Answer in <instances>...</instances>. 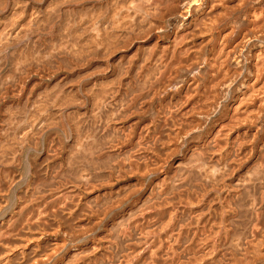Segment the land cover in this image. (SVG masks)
Instances as JSON below:
<instances>
[{"label":"bare ground","instance_id":"bare-ground-1","mask_svg":"<svg viewBox=\"0 0 264 264\" xmlns=\"http://www.w3.org/2000/svg\"><path fill=\"white\" fill-rule=\"evenodd\" d=\"M5 66L0 264H264V163L230 174L264 160V0H0Z\"/></svg>","mask_w":264,"mask_h":264},{"label":"rangeland","instance_id":"rangeland-1","mask_svg":"<svg viewBox=\"0 0 264 264\" xmlns=\"http://www.w3.org/2000/svg\"><path fill=\"white\" fill-rule=\"evenodd\" d=\"M256 45H257V44H256ZM255 47H258V46H255ZM6 67H7V69H8V66H5V67L2 68V70H0V71H1L0 74H1V75H4V76H2L3 78H4L5 76L9 77V73H8V70L6 69ZM5 69H6L7 72L5 71ZM77 70H78V69H76L75 71H77ZM75 71H74V72H75ZM4 72H6V73L4 74ZM7 73H8V74H7ZM246 73H247V72H245L244 75H245V77H248ZM18 74H20V72L17 70L16 73H15V76L18 75ZM86 74H87V73H85V74L83 75V73H82V76H84L83 78H82L81 76H80V77L78 76L79 78H77L76 75H75V77L72 78L71 81H72L73 84H75V88H74V90L71 92L72 94L69 92V96L66 97V98H69V99H71V97H72V99H73V97H74L75 95L77 96V97H74V99H75V101H77V102H76V105H77L78 107L75 105L74 108L77 107V108L79 109V111H81V113H82L83 111H85V109H86L85 107L87 106L86 100H85V99H82V96H83V94H84L83 92H86V91L82 90L83 92L81 91V94H79V93H80L79 90H81V88L78 87V86H79L80 82H81V83L84 82L83 80H85V75H86ZM1 75H0V79L2 78ZM18 76L20 77V75H18ZM18 76H16V77H18ZM60 76H61V77H60ZM65 76H66V75H65L64 73L59 72V77H60V78L63 79V78H65ZM7 77H5V78H6L5 80L8 81L7 84H8V86H9V80L7 79ZM3 78H2L1 80H4ZM81 79H82V80H81ZM19 80H20V78H19V79L16 78V81H19ZM63 80H64V79H63ZM71 81H70V82H71ZM75 81H76V82H75ZM79 81H80V82H79ZM74 82H75V83H74ZM117 82H119V81L116 80V81L114 82V83H116L115 86H116V85H117V86H121V85H118L119 83H117ZM61 83H63V81H61ZM78 83H79V84H78ZM114 83H113V85H114ZM76 84H77L78 86H77ZM67 85H68V84H67ZM122 86L126 87L127 84H126V85L123 84ZM77 87H78L79 89H78ZM124 87H123V88H124ZM51 89H52V91H50ZM51 89H50L48 92H53V91L55 92V91H57V90H56L57 88H51ZM53 89H55V90H53ZM64 89H66V88H64ZM76 89H77V91H75ZM1 90H2V89H1ZM1 90H0V92H2ZM201 91H203V90H201ZM201 91H200V92H201ZM32 92H38V89H34ZM191 92H192V91H191ZM193 92H194V91H193ZM195 92H197V91H195ZM73 93H75V95H74ZM70 95H71V96H70ZM73 95H74V96H73ZM79 97H80L82 100H78ZM74 99H73V101H74ZM82 101H83V102H82ZM78 102H79V103H78ZM80 102H81V104H80ZM79 104H80V105H79ZM82 104H83V105H82ZM84 105H85V106H84ZM156 105H157V104H156ZM79 106H80V107H79ZM82 107H83V108H82ZM80 109H82V110H80ZM83 113H84V112H83ZM62 117H63V116H62ZM62 117H60V118L58 117V118H57V122H56V120H55V124H56L55 126H56L59 130H60V128H63V127H64V126L61 127V125H63V124H61L62 121H64L63 123L69 121V119H70L69 123H71V121H72L71 118H68V119L66 120L65 117H63V119H62ZM58 119H61V120H58ZM58 122H59V124H57ZM60 124H61V125H60ZM64 125H65V124H64ZM58 126H59L60 128H59ZM116 126H118V125H116ZM0 133H1V132H0ZM61 135H62V136H61L62 139L64 140V138L66 137L65 134L61 133ZM41 137H42V138H41ZM41 137L37 138V143H36L38 146L40 145L41 147H40V146L38 147L36 144H35V146H34L33 144H30V146H31V147H30V150H31V151L29 150V152L31 153V154H30L31 156H30V155H29V156H30L31 158H29V157H23L21 160H19L20 162H19V161H17L18 163L16 162V163H17V164H16L17 167H16V166H8V167H7V169H9V170L12 169L13 171H16V172H17V173H16V174H17V178H20L19 181L15 182V184H13V185L10 187L9 193H11V194H9V196H11V198L9 197V203L17 202L19 198H21V197L24 196V191H23V190H25V188H27L29 184H30V185L32 184V182H33L32 180H34V179L31 180V178H33L34 176H33V173H32L31 170H32V167H33L32 165H34L33 162L36 161V158H37L36 155H37L41 150L46 149L47 147H52V146H54L55 143H56L55 145H57V139H56L54 133H49L48 136H44V137L41 136ZM50 138H51V139H50ZM53 138H54V139H53ZM41 139H42V140H41ZM65 139H66V138H65ZM67 139H68V138H67ZM40 141H41V142H40ZM49 141H51L52 143H49ZM54 141H56V142H54ZM65 141H67V140H65ZM38 142H39L40 144H39ZM53 143H54V144H53ZM37 147H38L39 149H38ZM42 147H43V148H42ZM31 148H32V149H31ZM34 148H35V149H34ZM32 150H34V151L32 152ZM38 151H39V152H38ZM261 157H262V156H261ZM28 158H29V159H28ZM256 158H258V159L256 160ZM24 159H25V160H24ZM254 160H255V161H254ZM261 160H262V162H261ZM23 161H24V162H23ZM29 161H30V163L33 161L32 164L28 163ZM231 161H232V160H231ZM256 161H258V162H260V163H264L263 157H262L261 159H259V156H252V157L249 159L248 163L242 164V165H240L239 167L237 166L236 168H238V169H235V168H234V172L231 171L232 173L230 172V174L233 175V176H237L238 173H240V172L242 173L243 171H245L246 168H248V167H245L246 165H247V166H249V165L251 166V165H253L254 163H256ZM22 162H23V164H22ZM19 163H20V165H19ZM229 163L231 164V163H233V162H230V161H229ZM27 164H28V165H27ZM29 165H30V166H29ZM262 165H263V164H262ZM18 166H19V167H18ZM27 166H28V167H27ZM20 167H21L22 169H21ZM24 167H25V168H24ZM13 168H15L16 170H14ZM29 168H30V169H29ZM0 169H1V167H0ZM7 169H6V167L3 168V170H7ZM17 169H18V170H17ZM25 169H27V170H25ZM241 169H242V170H241ZM24 170H25V171H24ZM18 171H19V172H18ZM23 171H24V173H25V175H23L24 177L22 176V174H24ZM31 174H32V175H31ZM39 174H41V173H39ZM230 174H229V176H230ZM235 174H236V175H235ZM20 175H21V176H20ZM30 175H31V176H30ZM29 177H31V178L29 179ZM26 179H27V180L29 179L28 182H26V181H27ZM23 180H24V181H23ZM29 181H30V182H29ZM28 183H29V184H28ZM21 184H22V185H21ZM27 184H28V185H27ZM18 185H19V186H18ZM25 186H26V187H25ZM12 188H13L15 191H14ZM19 188H20V189H19ZM11 189H12L13 191H12ZM12 192H14V195H12ZM21 193H22V194H21ZM13 196H14L15 198H14ZM12 198H13V199H12ZM10 199H11V200H10ZM19 200H20V199H19ZM9 209H10V208H9ZM12 210H15V209H12ZM10 212H11V211H9V213H10Z\"/></svg>","mask_w":264,"mask_h":264}]
</instances>
